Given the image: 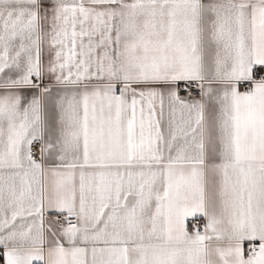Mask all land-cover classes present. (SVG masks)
I'll return each instance as SVG.
<instances>
[{"label":"snow or ice","instance_id":"obj_1","mask_svg":"<svg viewBox=\"0 0 264 264\" xmlns=\"http://www.w3.org/2000/svg\"><path fill=\"white\" fill-rule=\"evenodd\" d=\"M0 264H264V0H0Z\"/></svg>","mask_w":264,"mask_h":264}]
</instances>
